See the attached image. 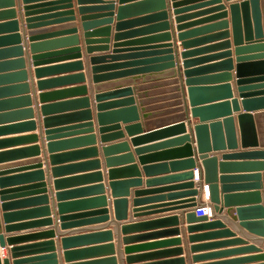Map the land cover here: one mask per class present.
<instances>
[{
    "label": "crops",
    "instance_id": "0c3cea01",
    "mask_svg": "<svg viewBox=\"0 0 264 264\" xmlns=\"http://www.w3.org/2000/svg\"><path fill=\"white\" fill-rule=\"evenodd\" d=\"M214 1L163 0L160 7L153 0H110L109 9L96 10L91 8L104 4L91 0H68V3L67 0H12L11 4L9 0H0V129H5L0 132V141L4 142L0 145V153L37 147V151L0 160L1 178L28 176L0 185V234L5 241L0 247V258H7L8 264H264V257L255 258L264 254V236L239 225L236 213L229 214L225 207L215 215L211 211L210 215L206 214L208 219L221 220L223 228L189 229L202 223L188 222L185 217L187 211L196 207H186L192 197L186 193L188 188L179 187L186 182L181 175L189 170L170 165L186 157L163 155L179 146L172 140L183 134L143 139L179 123L165 120L179 113L174 111L178 106L175 98L169 97L174 91L167 90L174 85L170 83L174 77L164 75L166 70L142 71L138 69L146 65L128 63L172 51L182 100L180 113L184 114L182 122L192 140L193 132L188 123L195 120L191 117L186 95L182 42H191L185 50L193 53L186 59H200L189 68L231 59L232 68L228 72L233 97L227 100H236L239 111H242L239 86L252 87L247 90L252 93L248 96H264V69L248 75L244 84L237 83L236 57L256 61L263 60L260 55L264 53L262 48L242 53L235 51L237 45L231 36L228 5L240 0ZM220 4H224L225 9H216ZM127 5L134 7L118 15L119 7ZM80 8L87 9L80 11ZM177 8L182 10L179 15L184 16L180 21H176ZM222 11L227 12V18L217 16ZM159 12H165L164 19L155 16ZM223 20H227L226 27L218 25ZM15 21L16 29L11 25ZM162 21L168 23L167 31L149 29ZM177 26H181L180 30ZM165 32L171 33V41L151 39ZM188 32L191 33L181 40L178 38V34ZM222 32H227V36H213ZM261 35L264 36V29ZM225 40L229 41L228 45L216 46ZM242 41L240 46L254 44V39L243 37ZM168 42L172 43L171 47L158 48ZM31 44L38 47L33 50ZM100 46L106 49H98ZM17 47L21 48L20 52L15 51ZM227 51L229 57L217 55ZM33 56L39 59L33 60ZM20 59L22 68L15 63ZM78 62L80 67L76 65ZM93 68L98 69L94 72ZM224 71L226 69H210L199 76L208 77ZM116 72L117 75H112ZM95 74L102 77L96 80ZM40 82L44 84L39 85ZM128 89L130 92H124ZM41 95L47 96L41 98ZM83 98L86 104L81 101ZM216 98L212 100L219 102ZM126 99H133L135 117H119L105 123L98 121L99 112L123 108L126 105L122 101ZM42 106H52V109L42 112ZM256 110L251 113L264 108ZM237 112L233 111V116ZM46 118L53 120L45 123ZM31 121L33 126L29 124ZM131 126H138V129H128ZM137 138L142 139L138 141ZM121 143H125L127 149H109ZM49 144L55 147L49 149ZM192 151L197 165L192 181L197 196L202 194L197 199V206L201 208L209 206L202 189L207 184L204 185L194 143ZM253 151L262 153L230 161L264 163V143L260 142L246 149L240 148L238 142L237 150L210 151L209 154H215L219 162L223 152ZM51 155L58 159L52 162ZM127 155L131 158H125ZM133 166L135 170L131 169ZM55 168L60 171L55 172ZM38 170L42 171L41 179L28 175ZM218 171L220 174V169ZM223 175L237 176L227 182L236 186L230 193L249 194L257 190L258 202L264 210V165L229 169ZM255 175L258 179L250 177ZM56 180L62 184L55 186ZM115 181L126 185L115 193L116 197L110 186ZM39 182L44 184V192L35 187ZM256 182L257 187L254 186ZM2 191L7 192L6 196H2ZM101 196L105 199L104 205L96 200ZM114 199L125 201L122 216L121 212L115 216ZM59 203L70 205L59 210ZM238 203L247 208L255 201L247 199ZM45 205L49 209L47 214L35 212ZM103 210H107L106 213ZM4 213L18 215L4 219ZM257 216L251 215L247 220L256 222L260 220ZM172 217L174 222L169 220ZM45 219L49 222H42ZM106 230L110 231V237H102ZM49 231L52 234H47ZM8 238L14 241L8 244ZM63 238L72 241L64 245ZM49 241L53 250L45 245ZM109 245L111 248L107 247ZM252 246L258 251L250 249ZM12 247L19 250L15 257L10 252ZM66 252L75 255L66 257ZM177 259L182 261L178 263Z\"/></svg>",
    "mask_w": 264,
    "mask_h": 264
},
{
    "label": "water",
    "instance_id": "95a60500",
    "mask_svg": "<svg viewBox=\"0 0 264 264\" xmlns=\"http://www.w3.org/2000/svg\"><path fill=\"white\" fill-rule=\"evenodd\" d=\"M83 1V0H79ZM95 3H103L104 5L98 6L102 8H91L96 10L101 9H109L111 7L110 0H91ZM123 1V0H122ZM156 1L158 6H163V0H153ZM9 3L12 4V0H9ZM68 3V0H67ZM214 3H221L219 0L214 1ZM179 4V3H178ZM177 4H174L176 6ZM68 6V4H67ZM229 13H230V24H231V36L235 44L237 45L235 51L236 53H242L246 50L251 49H258L262 48L264 49V36L261 35V32L264 29V0H240V2L236 3H230L229 5ZM134 7V5H127L119 7L118 9V15H123L126 13V11H129L130 8ZM87 8H80V11H84ZM216 9L223 10L225 9L224 4H220L217 6ZM182 10L180 8H177L175 10V14L177 15L176 21H180L184 16L179 15ZM9 13L11 15H14V11L10 10ZM158 18L164 19L166 14L165 12H159L155 15ZM217 16L227 18V12L222 11L221 13L217 14ZM11 25L16 29L17 23L12 22ZM87 24L84 23V26ZM124 25V24H123ZM218 25H223V27L227 26V20H223V22L219 23ZM118 26H120L118 24ZM181 26H177V29L180 30ZM149 29H164L165 31L168 30V23L166 21H162L161 23L153 26V28ZM204 29V28H202ZM196 31V30H195ZM188 33L184 34H178V38L181 40L183 36H185ZM254 35V37H253ZM215 37H226L227 32H222L217 35H213ZM212 36V37H213ZM16 40H18V36H14ZM243 37L245 40H251L254 39V44H248L247 46H240L242 45ZM151 39H159L162 41H171V33L165 32L163 34H160L158 36L152 37ZM73 40L76 41V36L73 37ZM228 40H225L221 42L220 44H217L216 46H224L228 45ZM191 42H182L181 47L183 50L181 51V57H182V65L185 68L184 75H185V85H186V95L188 98V103L190 106V114L191 117L195 120L191 123V121L188 123L189 128L192 129L193 132V139H191L190 134H186V126L185 122H182L184 119V114L180 113L182 111V107L180 106L182 103L181 100V93H180V86L176 83H178V79L176 78V70L174 69L175 62L173 61V54L171 50H168L164 53H159L156 55H150L149 57L143 58L141 60H133L132 62L128 63H142L143 65H146L143 68H140L138 70L142 71H154V72H160L162 70H166V72H163L164 75L174 77L170 80V83L174 84L170 86L169 89L173 92L171 94L174 97L177 108L174 111L179 112L178 114H175L172 117L165 118V120H172L170 122H179L177 124L171 125L169 127L164 128L163 130H160L158 132H155L153 134H150L146 137H155L159 135H175V134H183L179 138L172 140V142L178 143L179 146L173 147L166 152L163 153V155H174L180 158H184L183 160L172 162L170 163L171 166L175 168L185 169L189 170V172H184L181 176L183 177L182 180L186 181L185 183L180 184L179 187L188 188L187 195H190L192 197L190 200H188V206L186 207H195L190 211H187L185 214L186 220L188 222L196 221V222H202L201 224H198L197 226H190L189 229H193L196 227H224V224L221 220H218V218H211L208 219L206 214H197V209L200 208V206H197V199L200 198L198 195V191L194 186V182L192 181L193 178V169L197 168L196 162L194 160L193 151H192V143L195 144L196 149L199 153V160L202 167V175H203V181L204 185L207 184L208 189V196H209V206L211 208L212 213L214 215L216 213L221 212L222 208H227V212L229 214L235 212L236 217L239 220V225L247 228L248 230L255 232L261 236H264V220L262 219L264 217V210L263 207L259 204L260 195L257 190L249 192L248 193H230V190H232L236 186H231L227 184L229 180H233L237 178V176H226L223 175V172L229 169H239L242 167H258L261 165H264V163H254V162H247V163H241V162H233L230 161V159L234 158H242L245 156H255V155H261L262 152L253 151V152H223L220 156V160L218 162V157L215 156V154H209L210 151H225V150H237L238 148V142L240 143V148L246 149L248 147H256L258 143H264V110L260 112H252L256 109L264 108V96L259 97H252L248 96L250 95V91H247L248 89L252 88L250 86H243L245 81H247L246 78L248 75L253 74L254 72H261L264 69V53L260 56H263V60H256V61H246L244 56H237L236 57V66H235V72L237 75V83L239 85L238 90L240 91L239 97L241 98V106L242 111H239L238 105L236 100H231V102L227 99L232 98V91H231V83H230V74L229 70L232 68V61L230 58L224 59L218 64L210 65V66H203L198 68H189L191 65H193L196 61L200 60H190L186 59L190 53L186 51V47ZM172 43L168 44H161L158 48L161 47H171ZM38 47L37 44H31V48L35 50ZM214 47V46H212ZM98 49L105 50L106 46H100ZM169 49V48H168ZM15 51L20 52L21 48L17 47ZM220 57H229L230 52H223L220 54H217ZM253 58V57H250ZM38 60L39 57L33 56V60ZM203 59V58H201ZM16 64H19L20 67H23V61L22 59L17 60L15 62ZM36 64V63H35ZM78 67L81 66V64L78 62L76 63ZM117 65V64H116ZM261 67V69H260ZM223 68L226 69V71L215 74L213 76H199L202 73L210 70V69H219ZM98 68H93L94 72H96ZM257 70V71H254ZM263 72V71H262ZM36 73H41V70H36ZM121 73V72H120ZM127 73V72H122ZM22 75V73L20 74ZM117 75V72L112 74ZM81 77V75H79ZM102 76H97L96 74L93 76L94 79L99 80ZM209 80H216L218 81L216 84H207L204 83L205 81ZM44 83L40 82L39 85H43ZM83 90V87L81 88ZM124 92H130V90H124ZM252 94V93H251ZM47 95H41V98L45 97ZM219 99V102H214L212 100L213 98ZM27 100H29V97H25ZM212 100V101H211ZM84 104L87 103L86 98H83L81 100ZM210 101V102H209ZM122 103L126 105L123 108L115 109L111 111H103L99 112L97 117L98 121L100 123L105 122H111L113 120H116L117 118L122 119H129L136 116V106L133 104V99H126L123 100ZM233 106V109H232ZM101 107V106H99ZM42 112L48 111L52 109V106H42L41 107ZM255 109V110H254ZM233 111H238L236 116H233ZM257 111V110H256ZM27 113H30V110H27ZM85 114H88V111H85ZM53 119H44L45 123H48L49 121L52 122ZM151 124L157 123V122H149ZM31 126L34 125V123L31 121L29 122ZM117 127V126H116ZM128 129L135 131L138 129V126H131ZM5 131V129H0V132ZM185 133V134H184ZM90 140H92V137H89ZM142 138H137L136 140H140ZM4 144V142L0 141V145ZM53 144H49V149L54 148ZM112 148H122L127 149V146L125 143H121L116 146H112L109 149ZM37 151V147H31L27 149H22L19 151H13V152H3L0 153V160L4 159L5 157H10L15 154H21V153H29ZM125 158L130 159L131 156L127 155ZM51 161H55L58 159L57 156L51 155L50 156ZM165 168L166 166L163 165ZM131 169L135 170V167H131ZM218 169H220V174H218ZM55 172H59V168L53 169ZM113 173V171H112ZM32 177L41 179L42 178V171L38 170L33 172ZM28 176H19L18 178H1L0 177V185L3 186L4 184H8L12 181H16L17 179L21 178H27ZM251 178L258 179V175L250 176ZM239 178V177H238ZM138 182V181H135ZM55 186L62 184V181L54 182ZM219 184H220V191H219ZM113 196L117 191H120V189L125 188V182H111L110 183ZM122 186V188H121ZM255 187L258 186V183L256 182L254 184ZM31 187V186H29ZM35 187H39V192H44V184L39 182L35 185ZM101 189V187H100ZM204 190V187L202 188ZM4 192L2 191V196L4 195ZM63 195V194H60ZM116 197V196H114ZM247 199H250L252 201H255V203L251 206H248L247 208L239 206L237 204H240L238 202L246 201ZM98 203H101L104 205L105 199L103 196L96 199ZM70 204L65 203H59L58 208L59 210H65L69 207ZM113 208L115 212V216L117 217V212H121L120 215L122 216L125 210V201L124 200H113ZM236 206V209H231V207ZM107 210H103V213H106ZM35 212L38 213H45L47 214L49 212L48 207L41 206ZM18 213H10V214H3L4 219H9L16 217ZM251 215H258L260 220L256 222H251L247 220ZM105 217V216H104ZM169 220L175 221V218L172 217ZM208 221V222H205ZM42 222H49V219H45ZM205 222V223H204ZM14 226H10V228H13ZM8 228L9 227H5ZM7 229V230H8ZM1 233V232H0ZM47 234H52V232H47ZM102 237H110V231L106 230L103 231L101 234ZM52 236V235H51ZM8 244H11V242L14 241V238H8L6 240ZM72 240L69 239H62V242L65 244L71 243ZM5 244V241L3 240V236L0 234V247H3ZM48 247H51L53 250L52 242L45 243ZM110 247L111 246H107ZM127 249V248H126ZM250 249L258 251L254 246H252ZM10 252L13 257H15L19 250L16 247L10 248ZM75 254L72 253H65L66 257L72 256ZM263 258L264 254H258L255 256V258ZM113 261V259H111ZM181 262L182 260H176ZM0 264H8L7 258H0Z\"/></svg>",
    "mask_w": 264,
    "mask_h": 264
},
{
    "label": "built area",
    "instance_id": "2783aa9c",
    "mask_svg": "<svg viewBox=\"0 0 264 264\" xmlns=\"http://www.w3.org/2000/svg\"><path fill=\"white\" fill-rule=\"evenodd\" d=\"M205 189H206V186H204V190L203 191H205ZM204 199L205 200H209V196H208L207 191H205ZM197 214H208V215H210V207L205 205V206L197 209Z\"/></svg>",
    "mask_w": 264,
    "mask_h": 264
},
{
    "label": "bare ground",
    "instance_id": "6f19581e",
    "mask_svg": "<svg viewBox=\"0 0 264 264\" xmlns=\"http://www.w3.org/2000/svg\"><path fill=\"white\" fill-rule=\"evenodd\" d=\"M205 191H207V193H208L207 187H206ZM205 191H204V195H205ZM208 207H210V206H208ZM210 211H211V208H210ZM211 213H212V211H211ZM212 214H214V213H212ZM0 255H2V251L0 252Z\"/></svg>",
    "mask_w": 264,
    "mask_h": 264
}]
</instances>
